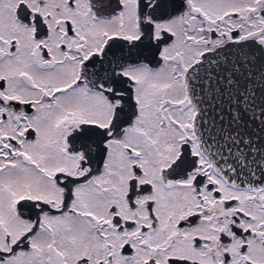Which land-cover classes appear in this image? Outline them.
Instances as JSON below:
<instances>
[{
  "label": "snow or ice",
  "instance_id": "obj_1",
  "mask_svg": "<svg viewBox=\"0 0 264 264\" xmlns=\"http://www.w3.org/2000/svg\"><path fill=\"white\" fill-rule=\"evenodd\" d=\"M0 264H264V0H0Z\"/></svg>",
  "mask_w": 264,
  "mask_h": 264
}]
</instances>
